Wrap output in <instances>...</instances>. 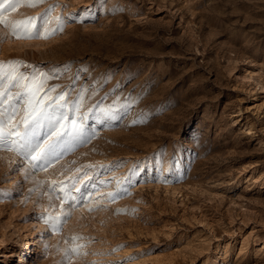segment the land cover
Wrapping results in <instances>:
<instances>
[{
  "label": "rangeland",
  "instance_id": "obj_1",
  "mask_svg": "<svg viewBox=\"0 0 264 264\" xmlns=\"http://www.w3.org/2000/svg\"><path fill=\"white\" fill-rule=\"evenodd\" d=\"M51 4L64 30L16 39L0 25V61L56 69L41 97L59 87L4 109L31 121L65 91L80 107L34 159L0 145V264H18L26 232L40 244L25 264H264V0H105L82 22L96 0H45L8 19ZM109 106L120 119H94ZM81 123L90 139L57 142ZM63 212L53 230L44 217Z\"/></svg>",
  "mask_w": 264,
  "mask_h": 264
},
{
  "label": "snow or ice",
  "instance_id": "obj_2",
  "mask_svg": "<svg viewBox=\"0 0 264 264\" xmlns=\"http://www.w3.org/2000/svg\"><path fill=\"white\" fill-rule=\"evenodd\" d=\"M105 0H96V4L92 8L82 9L79 15V21L82 22L85 18L94 15L96 8L103 9ZM25 3L28 7H37L40 4L45 3V0H0V25L10 28V33L16 39H48L51 35L57 31H63L67 18L59 15H53L58 4H51L42 13L36 16L27 17L20 21H10L8 19V13L15 11L21 4ZM120 9L113 8L107 11L113 14ZM70 17L76 19L75 14H70ZM55 21V27H50L52 22ZM68 66H65L67 70ZM24 69V70H22ZM58 75L56 69L51 72L41 71L34 65H27L21 60L0 61V145L5 143L15 147L26 158L34 159V153L41 148L44 139L51 136L56 132V129L61 125V122L68 118L70 114L73 116L79 111L80 104H75V111L70 108L72 101L65 100V96L68 94L65 92L57 93L56 97L49 101L40 109L39 115L29 120L28 115L21 120L20 124H14L13 118L16 114V109L9 104L10 111L4 109V105L9 101L15 100L16 103L24 100L31 107L32 102L42 104L44 99H48V93H55L59 85L48 87L47 92L43 97L40 93L44 91L48 81L54 79ZM19 89L13 94L11 89ZM84 91L82 90L79 96L80 100H83ZM7 94V98L5 95ZM135 103L136 101H132ZM115 103V102H114ZM124 108V114L127 113L129 104L121 105ZM121 118V113L113 110L111 106L108 108H101L95 120L100 123H104L105 120H118ZM81 121L83 117H80ZM133 123H143L144 120H134ZM75 123V120L72 121ZM23 125V131H20V126ZM47 131H44V129ZM94 135V131L91 127L85 126L82 123L77 124L76 127H71L61 133L58 137V141L65 138H71L73 141H85L90 139ZM15 137V139H13ZM53 150V145H49L39 157V160L46 161L48 156ZM35 166V165H34ZM132 175L138 174L137 170H131ZM56 191L55 188L52 189ZM64 199L75 201L76 197H73L68 192H64ZM80 192V189H76ZM86 193L81 192V199ZM109 196L116 194L109 193ZM66 216H70V213L63 212L55 216L47 214L44 218L46 222H50L53 230L58 225L62 224ZM73 240L80 239V237H72ZM82 245H76L70 250H66V258H70L71 254L78 252Z\"/></svg>",
  "mask_w": 264,
  "mask_h": 264
},
{
  "label": "bare ground",
  "instance_id": "obj_3",
  "mask_svg": "<svg viewBox=\"0 0 264 264\" xmlns=\"http://www.w3.org/2000/svg\"><path fill=\"white\" fill-rule=\"evenodd\" d=\"M101 163H102L101 161L90 162L87 165V168H89V171H92V169L97 168L99 165H101ZM81 169L82 166L80 167L79 170ZM27 242H30L28 247H26ZM39 244H40V239L36 233L26 232L23 235L19 236L16 245L20 249V251L17 253L18 254L17 257L19 258L18 264H25L29 260V258L35 254Z\"/></svg>",
  "mask_w": 264,
  "mask_h": 264
}]
</instances>
